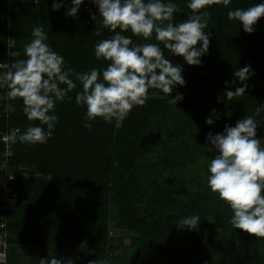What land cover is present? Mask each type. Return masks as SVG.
<instances>
[{
    "label": "trees",
    "instance_id": "obj_1",
    "mask_svg": "<svg viewBox=\"0 0 264 264\" xmlns=\"http://www.w3.org/2000/svg\"><path fill=\"white\" fill-rule=\"evenodd\" d=\"M52 2L0 0V74L26 58L24 47L34 26H43L66 68L106 67L107 61L96 59L94 45L113 33L91 18L98 17L97 6L84 0L73 18L65 16V7L53 11ZM173 2L179 9L174 22L187 19L192 11L187 0ZM256 2L231 0L226 7L213 0L206 5L210 46L200 66L187 65L165 49L167 58L184 67L185 85L173 91V96L183 94L176 106L168 102L169 94L149 89L146 103L123 119L98 117L87 128L86 108L75 101L78 87L57 101L59 119L46 143L0 141V193L8 187L16 194L10 203L0 199L5 241L0 264H40L52 256L66 264H264V238L236 230L231 209L206 181L207 163L215 155L206 134L222 132L225 124L234 126L264 105V17L252 33L227 17L230 9ZM154 35L149 41L132 39L156 42ZM246 65L253 72L246 93L227 100L225 89L241 86L232 84L233 72ZM8 91L0 87V93ZM4 101L1 134L39 124L27 120L21 98L10 100L9 113ZM212 109L220 119L209 126L205 120ZM256 119L261 124L257 138L264 137V111ZM190 215L200 217L195 230L175 225Z\"/></svg>",
    "mask_w": 264,
    "mask_h": 264
},
{
    "label": "clouds",
    "instance_id": "obj_2",
    "mask_svg": "<svg viewBox=\"0 0 264 264\" xmlns=\"http://www.w3.org/2000/svg\"><path fill=\"white\" fill-rule=\"evenodd\" d=\"M68 2L53 0L51 8L58 11L65 7V16L76 18L84 0H70V6ZM212 2L187 0L191 13L187 19L175 23L174 13L179 9L173 0H92L98 8V17L91 14V18L100 19L113 35L94 45L96 59L107 61L106 67L82 72L66 68L64 57L48 43L43 26H34L32 38L24 47L26 58L11 65L3 74L0 87L8 88L9 97L21 98L27 120L39 121V124H31L23 132L14 129L5 139L46 143L59 119L55 112L57 101H63L78 87L75 101L86 108L84 119L89 123L84 126L87 128H91L90 121L98 117L106 122L123 119L134 106L146 103L149 89L169 94L168 102L176 106L183 100V94L177 92L173 96V91L178 85H185L184 67L167 58L165 49L172 57H182L187 65L200 66L210 46V33L205 29L211 17L206 5ZM216 2L227 7L231 0ZM227 17L229 21H238L246 33H252L259 19L264 17V0L246 8L230 9ZM129 31L131 35L123 34ZM153 34L156 42L134 43L132 39L138 36L149 41ZM251 75L250 65L238 67L233 72L232 84L239 82L241 86L234 90L226 88L224 97L231 100L244 95ZM228 83L225 81L226 85ZM217 99L219 101L220 97ZM261 111L264 105L253 115L238 119L234 126L225 124L222 132L206 134L207 145L215 152L207 163L206 181L209 190L231 209L230 223L236 230L264 238V146L261 144L264 137L257 138L261 124L256 119ZM225 115L230 117L231 113ZM219 119L220 113L212 109L205 123L211 126ZM42 125H46V130ZM199 224L198 215L183 217L175 223L178 228L190 231ZM66 261L52 256L41 259L40 264H66Z\"/></svg>",
    "mask_w": 264,
    "mask_h": 264
},
{
    "label": "built area",
    "instance_id": "obj_3",
    "mask_svg": "<svg viewBox=\"0 0 264 264\" xmlns=\"http://www.w3.org/2000/svg\"><path fill=\"white\" fill-rule=\"evenodd\" d=\"M3 78V74H0V81H2ZM12 98L9 97L7 94H2L0 93V101L5 100L4 104H5V111L7 113L11 112L13 107L11 105V100ZM8 115V114H7ZM8 132H4L1 134L0 132V141L7 143L8 140L5 139V137L8 136ZM5 165V164H4ZM6 169V168H5ZM12 177V176H9ZM16 198V194L12 193V191L10 190V188H5V190L3 192L0 193V199H2L3 202L5 203H10L12 202L14 199ZM5 248V241L2 239V237L0 236V261L4 259V249Z\"/></svg>",
    "mask_w": 264,
    "mask_h": 264
},
{
    "label": "rangeland",
    "instance_id": "obj_4",
    "mask_svg": "<svg viewBox=\"0 0 264 264\" xmlns=\"http://www.w3.org/2000/svg\"><path fill=\"white\" fill-rule=\"evenodd\" d=\"M111 242H114V237L111 238Z\"/></svg>",
    "mask_w": 264,
    "mask_h": 264
}]
</instances>
